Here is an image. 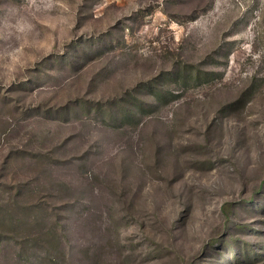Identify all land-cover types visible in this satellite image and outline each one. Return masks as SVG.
Masks as SVG:
<instances>
[{
    "label": "rangeland",
    "instance_id": "374dc122",
    "mask_svg": "<svg viewBox=\"0 0 264 264\" xmlns=\"http://www.w3.org/2000/svg\"><path fill=\"white\" fill-rule=\"evenodd\" d=\"M0 264H264V0H0Z\"/></svg>",
    "mask_w": 264,
    "mask_h": 264
}]
</instances>
